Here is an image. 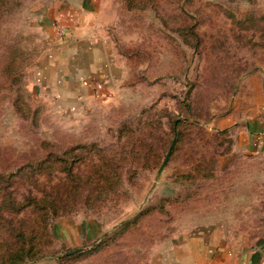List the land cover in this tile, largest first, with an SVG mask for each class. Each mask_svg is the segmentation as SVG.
Segmentation results:
<instances>
[{
  "label": "rangeland",
  "instance_id": "rangeland-1",
  "mask_svg": "<svg viewBox=\"0 0 264 264\" xmlns=\"http://www.w3.org/2000/svg\"><path fill=\"white\" fill-rule=\"evenodd\" d=\"M48 1L17 0L0 15V176H11L0 200L9 194L24 205L0 214L11 227H37L34 255L21 264H149L210 228L231 250L264 251V154L238 141L263 96L260 8L246 0H94L92 35L108 42L123 77L73 115L32 83L46 51L32 17ZM106 162L120 167L113 186L71 190L74 202L48 216L43 203L66 181L62 168L84 177ZM57 225L77 226L86 240L64 246Z\"/></svg>",
  "mask_w": 264,
  "mask_h": 264
},
{
  "label": "crops",
  "instance_id": "crops-1",
  "mask_svg": "<svg viewBox=\"0 0 264 264\" xmlns=\"http://www.w3.org/2000/svg\"><path fill=\"white\" fill-rule=\"evenodd\" d=\"M246 3L264 14V0ZM95 6L94 0H51L34 7L32 26L44 37L46 51L34 67L32 83L38 95H46L63 113L109 96L110 89L123 77L108 42L92 35L88 20ZM261 92L262 100L256 107L259 112L238 132L242 150L251 155L264 154V81ZM54 231L66 247L86 240L74 225H57ZM229 247L220 230L210 228L185 235L157 251L149 264H264V251L246 245L235 250Z\"/></svg>",
  "mask_w": 264,
  "mask_h": 264
},
{
  "label": "trees",
  "instance_id": "trees-1",
  "mask_svg": "<svg viewBox=\"0 0 264 264\" xmlns=\"http://www.w3.org/2000/svg\"><path fill=\"white\" fill-rule=\"evenodd\" d=\"M16 1L17 0H0V15L5 13L11 5L16 3ZM44 162L45 160L37 163L36 165L41 166ZM103 168L105 169L103 172L99 169H93L94 171L92 170L91 173L84 177L71 175L70 170L62 168V171L67 175L66 181L59 184L55 189H52L49 195L46 197L48 199H46V201L43 203L45 212H48V216L52 217L63 214L68 205L74 202V198L69 197L71 190L78 189V191H82L87 189L88 193L90 191L93 192L99 190L100 192H103V189L113 186V180L117 175L116 170L120 169V167L115 166L114 169H112L111 164L108 165L106 162ZM24 170L25 167L19 169L18 172ZM9 178H11V176H0V192L1 190L5 191L6 184L9 182ZM2 184H5V186L1 188ZM39 202L40 201H32V204L34 206H39ZM0 208L7 211L8 214H17L24 208V205H21V203L15 201V199L10 197L9 194H3L1 195ZM45 222L46 220H43L41 224L43 231V227L45 228ZM10 224V221L0 214V228L5 230V240L8 241L4 247V253L0 256V264H21L25 258L34 255V247L31 244L32 241L30 240L34 238V232H37V227L35 228L30 223L31 225H23L22 228L21 226L19 228H14L11 227ZM26 243H28L27 246H25ZM11 246H14L12 251L9 250V247ZM70 254L73 253H68L66 256H69Z\"/></svg>",
  "mask_w": 264,
  "mask_h": 264
},
{
  "label": "water",
  "instance_id": "water-1",
  "mask_svg": "<svg viewBox=\"0 0 264 264\" xmlns=\"http://www.w3.org/2000/svg\"><path fill=\"white\" fill-rule=\"evenodd\" d=\"M168 155H169V151H167V153H166V155H165V157H164V159H163V161H162V163H161V165H160V167H159V169H158V173L161 171V169L163 168V166H164V164H165V162H166V160H167V158H168ZM62 256H65V255H62Z\"/></svg>",
  "mask_w": 264,
  "mask_h": 264
}]
</instances>
